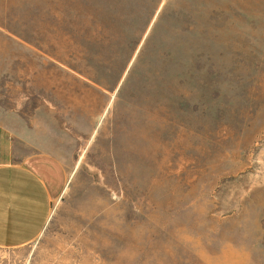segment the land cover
<instances>
[{"label":"rangeland","instance_id":"rangeland-1","mask_svg":"<svg viewBox=\"0 0 264 264\" xmlns=\"http://www.w3.org/2000/svg\"><path fill=\"white\" fill-rule=\"evenodd\" d=\"M0 62L3 112L84 151L0 264H264V0H0Z\"/></svg>","mask_w":264,"mask_h":264},{"label":"crops","instance_id":"crops-1","mask_svg":"<svg viewBox=\"0 0 264 264\" xmlns=\"http://www.w3.org/2000/svg\"><path fill=\"white\" fill-rule=\"evenodd\" d=\"M8 65L5 68H13V62ZM3 68L0 62V69ZM6 84L12 86V78ZM3 110L0 106V116L7 113L15 119L11 124L0 119V248L16 249L33 244L47 232L68 172H75L84 151L41 139L38 126L25 119L24 114L14 109ZM42 127L43 135L45 127L50 132L49 124ZM108 139L100 130L95 140L100 145L97 144V156L105 159L103 163L118 164V153L109 146ZM42 163L57 165L62 170V185L42 175L38 167Z\"/></svg>","mask_w":264,"mask_h":264}]
</instances>
